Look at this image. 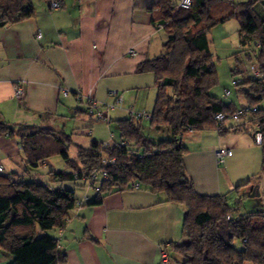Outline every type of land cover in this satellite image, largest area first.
<instances>
[{"label":"crops","instance_id":"crops-1","mask_svg":"<svg viewBox=\"0 0 264 264\" xmlns=\"http://www.w3.org/2000/svg\"><path fill=\"white\" fill-rule=\"evenodd\" d=\"M35 9L30 18L0 26L1 120L56 130H66L72 117L87 120L83 131L66 132L72 144L89 147L82 139L84 133L91 134L95 121L86 113L90 98L116 104L108 121H113L111 112L116 109L125 110L124 118L130 117V109L151 112L143 102L155 90L157 97L155 75L138 72V66L161 55L168 39L157 25V9H147L145 0H62L58 8H52L50 0H35ZM16 84L23 87V98L16 97ZM119 97L122 101L117 103ZM184 143L187 171L200 194H225L235 183L255 175L251 163L258 155L247 154L257 149L250 131L229 130L221 135L216 129L194 130L185 135ZM220 147L233 149L224 163L244 162L249 169L234 179L218 163ZM48 162L28 164L19 139L0 135V172L13 174L19 181L74 189L83 201L78 211L70 213L65 228L38 231L58 239L59 248L67 254L62 264H164L172 244L182 241L186 207L168 201L164 192H153L145 185L135 188L122 178L113 181L101 174L95 184L99 189L85 181L67 187L74 181L55 180L52 171L58 169H49L45 175L37 168L49 167ZM255 185L252 180L241 190ZM99 197L102 201L93 204Z\"/></svg>","mask_w":264,"mask_h":264},{"label":"trees","instance_id":"trees-1","mask_svg":"<svg viewBox=\"0 0 264 264\" xmlns=\"http://www.w3.org/2000/svg\"><path fill=\"white\" fill-rule=\"evenodd\" d=\"M145 3L147 9H157V25L168 34L162 54L138 66V72H153L156 79L157 97L153 111L148 112L150 118L130 115L115 120L121 135L119 143L77 145L76 158L68 153L72 137L64 129L11 125L0 119V135L16 136L30 165L60 154L70 170L52 171L55 180L85 181L99 171L118 181L121 170L128 169L133 176L122 178L125 182L135 179L153 192H164L168 201L185 205L183 239L172 244L170 261L173 258L179 264H264V211L241 213L238 206L229 205L224 194L198 193L187 171L188 147L184 143L185 135L194 130L216 129L221 135L229 130H247L254 137L245 126L229 127L225 123L217 128L214 119L221 112L250 114L263 135L259 146L264 172V0L238 4L234 0H194L188 9L181 8L178 0ZM35 11V0H0V26L30 18ZM235 17L241 21L240 44L247 47L255 43L258 49L257 56L252 52L245 55L250 61L255 57L253 64L257 65L258 75L236 84L238 93L247 98L249 110L225 103L211 93L218 83V73L209 32ZM232 71L236 73L238 69ZM256 106L259 108L253 111ZM145 120L150 133L169 134L170 138L154 140L146 132ZM122 141L127 145H122ZM79 201L82 200L77 199L74 189L19 181L13 174L0 172V258L11 259L9 264L66 262L67 254L59 248L58 239L48 233L39 234L38 229L46 232L65 228ZM101 201L99 197L92 203Z\"/></svg>","mask_w":264,"mask_h":264},{"label":"rangeland","instance_id":"rangeland-1","mask_svg":"<svg viewBox=\"0 0 264 264\" xmlns=\"http://www.w3.org/2000/svg\"><path fill=\"white\" fill-rule=\"evenodd\" d=\"M247 0H234L235 3H241ZM261 8V7H260ZM240 19L239 18H231L225 23H219L211 28L209 32V39H210V46L211 51L214 54L216 68L218 73V83L212 88L211 93L218 97L225 103H232L235 104L237 107L240 106H248L247 98L238 93V87L234 84V80L241 81L245 77H254V73L251 70V65L256 63L255 57L253 61L248 60L245 56L247 52H252L253 56H257L258 49L255 46V43H252L250 46L244 47L240 44V37H239V29H240ZM236 54H239V59L234 57ZM237 68L238 72L233 73V69ZM155 81V80H154ZM156 84V82H155ZM229 89L231 91V95H225V90ZM156 97V90L155 92L151 93V95L146 99L143 106H146L148 110L153 111L154 108V100ZM264 106V102H262ZM124 109H116L111 112V117L113 121L108 120H100L94 121L91 124V134L87 135L84 133L82 142H89V145L93 141L103 142V143H110L113 145L115 143H119L121 139L120 131L117 128L115 120L124 118L125 114ZM119 116V117H118ZM123 116V117H121ZM67 122V121H65ZM146 132L148 133V121L145 120ZM61 124V122H59ZM88 121H81L74 119L73 117L69 119L66 123L65 131L71 133L74 129H83L87 128ZM150 133V132H149ZM113 134V135H111ZM153 136V139L158 141L161 139L170 138L169 134H154L150 133ZM194 135V134H193ZM193 135L191 137H193ZM69 155L72 158L77 157L78 149L77 146L72 144L69 149ZM247 154H253V158H256V154L258 158L254 159L251 163L252 169L255 170V175L253 176V184H259L260 186V195L259 196H252L254 191L253 188H249L248 191L241 190V187L237 188L238 183H235V187L231 189H226L225 196L229 202L230 206H238L241 213L245 212H257V211H264V172L262 170V150L259 145H257V149L247 150ZM48 162L49 167L40 164L37 168L45 175L49 174V169L56 168L58 170H70L66 164V161L60 154H54L50 157ZM106 161V160H105ZM220 167L225 170L228 169L231 176L236 179L238 174H243L242 172L247 170L248 166L241 163H224L220 164ZM249 169V168H248ZM251 169V168H250ZM99 176H101L100 172ZM121 176L124 179H128L129 177L133 176L128 169L121 170ZM71 182V181H69ZM62 183V181H61ZM75 185V181L71 183H66L65 186ZM87 184V183H86ZM77 186V185H76ZM77 190H81L79 187H76ZM241 191H239V190ZM41 231V229H38ZM239 245V242H237ZM171 257V256H170ZM170 257H168V262L170 261ZM171 264H179V262L172 258L170 261ZM10 263V262H9ZM5 262L4 258H0V264H9ZM164 264H166L164 262Z\"/></svg>","mask_w":264,"mask_h":264},{"label":"built area","instance_id":"built-area-1","mask_svg":"<svg viewBox=\"0 0 264 264\" xmlns=\"http://www.w3.org/2000/svg\"><path fill=\"white\" fill-rule=\"evenodd\" d=\"M193 1L194 0H178L179 6L181 8L184 9H188L193 5ZM50 5L52 8H58L61 6L60 1L59 0H52L50 1ZM39 37L42 36L41 33L38 34ZM133 54H135V51H131ZM251 70L254 74L258 75V71H257V65L256 64H252L251 65ZM238 80H234V84H237ZM64 93L67 95L69 92L67 90L64 91ZM115 94V93H113ZM231 91L229 89L225 90V95H230ZM15 95L17 98H23L25 95V91L23 89V87L20 84H16L15 85ZM122 101V97H119L117 103ZM116 104H112V103H103V102H99L94 98H90L89 99V103L87 104V109H86V113L95 121H100V120H109L110 116H109V112L113 109H115ZM259 108V106L253 107L252 110L253 111H257V109ZM246 110H249L250 107L247 106L245 107ZM130 115L136 116L138 118H143V117H151V115L146 112V111H138L135 109H130L129 110ZM216 123H217V128H220L223 124H227L229 121L234 122V125H238V126H245L249 129H251V131L254 133V140L255 143L257 145L262 144L263 141V135H262V131L260 129L259 124L256 122L255 119L252 118V116H250V114H246L245 116H241V112H235L232 115H227L223 112L218 113L215 115L214 117ZM107 144V143H105ZM122 145H127V143L125 141L121 142ZM217 154V159H218V163L219 164H223L225 162V159L229 156H231L233 154V149L229 148V147H220L217 149L216 151ZM0 171H2V168H0ZM105 174V173H104ZM106 175V174H105ZM98 179V175L94 174L92 175L90 178L86 179V183L90 186V187H94L95 189H99L98 187H96V182ZM129 185L135 188H139L141 185L138 181H136L135 179H132L131 181H129ZM83 201H79L77 203V208L75 209V211H78L79 208L81 207ZM169 256L167 254H165L164 256V260L163 262L168 263V258Z\"/></svg>","mask_w":264,"mask_h":264},{"label":"water","instance_id":"water-1","mask_svg":"<svg viewBox=\"0 0 264 264\" xmlns=\"http://www.w3.org/2000/svg\"><path fill=\"white\" fill-rule=\"evenodd\" d=\"M254 189L252 196H259L260 195V186L259 184L252 187Z\"/></svg>","mask_w":264,"mask_h":264}]
</instances>
